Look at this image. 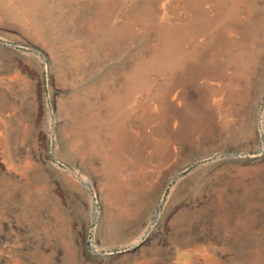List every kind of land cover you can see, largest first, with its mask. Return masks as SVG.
Returning a JSON list of instances; mask_svg holds the SVG:
<instances>
[{
  "label": "rangeland",
  "instance_id": "374dc122",
  "mask_svg": "<svg viewBox=\"0 0 264 264\" xmlns=\"http://www.w3.org/2000/svg\"><path fill=\"white\" fill-rule=\"evenodd\" d=\"M104 1L0 0V264H264V0Z\"/></svg>",
  "mask_w": 264,
  "mask_h": 264
},
{
  "label": "bare ground",
  "instance_id": "6f19581e",
  "mask_svg": "<svg viewBox=\"0 0 264 264\" xmlns=\"http://www.w3.org/2000/svg\"><path fill=\"white\" fill-rule=\"evenodd\" d=\"M111 0H105L104 2L107 3V2H110ZM224 20V19H223ZM219 24H217V30H218V27L220 26V28L224 27V23L221 21H218ZM205 25V20L204 19H201V18H195L194 21H190L189 23V29L188 31H186L185 33V38H187V35L189 37H194L195 40L198 42L199 39H197L198 37H200L201 35H205L207 34V30L205 27H203ZM213 33V32H212ZM122 35V34H121ZM220 35V34H219ZM172 36L173 34L170 36L169 39H165L163 41V43H167L168 46H172V47H175L177 41H178V38L176 39H172ZM206 38H208V40L204 39L203 42L205 43L204 45L208 46L207 42L214 46L216 43V39L217 37H213V36H207ZM116 41L118 40L117 38L115 39ZM119 40L121 42V40H123V37H119ZM201 42V40H200ZM80 62V61H79ZM131 98V93L130 91H126L124 92L123 94L121 92H116L115 95H111L108 97V104L109 106L112 108V107H120L119 105L120 104H123L124 102H126L127 99ZM120 145H123V144H120Z\"/></svg>",
  "mask_w": 264,
  "mask_h": 264
}]
</instances>
